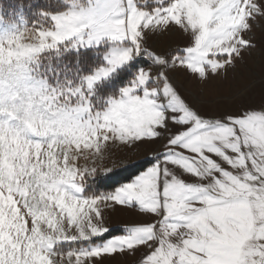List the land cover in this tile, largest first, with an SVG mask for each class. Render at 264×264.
<instances>
[{
    "label": "snow or ice",
    "instance_id": "1",
    "mask_svg": "<svg viewBox=\"0 0 264 264\" xmlns=\"http://www.w3.org/2000/svg\"><path fill=\"white\" fill-rule=\"evenodd\" d=\"M33 17L0 14V264H264V101H190L171 75L225 78L264 0H48ZM174 30L183 48L148 46ZM123 164L131 178L92 191ZM116 206L147 219L113 234Z\"/></svg>",
    "mask_w": 264,
    "mask_h": 264
},
{
    "label": "rangeland",
    "instance_id": "2",
    "mask_svg": "<svg viewBox=\"0 0 264 264\" xmlns=\"http://www.w3.org/2000/svg\"><path fill=\"white\" fill-rule=\"evenodd\" d=\"M19 8L20 5L9 3L5 5L3 10L0 9V14L8 20L13 18L14 13ZM24 12L26 15L25 8ZM252 34L255 38L254 42L257 44L256 50L251 53H244L243 61H237L236 68L229 70L227 76L223 79H214L208 84H196L195 77L189 78L182 69H177L171 73L176 83L178 85L182 84L187 89L186 98L191 101L192 96L188 95V93H194L198 100L215 101L221 108H235L242 104L259 106L264 101V18H257L253 24ZM188 42V38L185 35L174 30L155 42L149 40L148 46L157 52H168L183 48ZM149 149L159 150L160 145L141 146L135 153H130L129 155L133 160L139 162L146 157V151ZM123 158L124 153L118 149H112L107 164L110 166L114 161H120ZM125 165L129 164H123L118 167ZM106 181V186H110L111 189L107 187L108 190L103 191L101 187H104L105 184L98 181L92 186V191L109 192L119 186V184L112 186L111 182L113 180ZM106 219L107 226L113 231V234H121L125 224L141 222L147 218L139 214L135 209H125L121 206H116L115 210H111V214ZM139 255L137 253L136 256H105L103 259L97 258V262L98 264H137Z\"/></svg>",
    "mask_w": 264,
    "mask_h": 264
},
{
    "label": "trees",
    "instance_id": "3",
    "mask_svg": "<svg viewBox=\"0 0 264 264\" xmlns=\"http://www.w3.org/2000/svg\"><path fill=\"white\" fill-rule=\"evenodd\" d=\"M9 3H14L16 5H23L25 10H26V16L31 20L33 19V12L36 10L37 7H45L48 4V0H0V9L3 10L5 5ZM31 5V7H29ZM141 161L136 162V163H141ZM132 168V165H125L118 167L115 169V175L114 178L112 179L113 182H111V185H118L119 183L125 182L126 178H131V176L134 174L130 170ZM105 186L101 187L103 191H107V187L110 188V186H106L107 181H102ZM101 182V183H102ZM111 189V188H110Z\"/></svg>",
    "mask_w": 264,
    "mask_h": 264
}]
</instances>
